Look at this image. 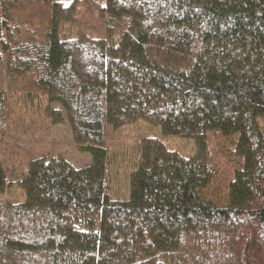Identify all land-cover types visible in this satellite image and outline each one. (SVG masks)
Listing matches in <instances>:
<instances>
[{"label":"trees","instance_id":"1","mask_svg":"<svg viewBox=\"0 0 264 264\" xmlns=\"http://www.w3.org/2000/svg\"><path fill=\"white\" fill-rule=\"evenodd\" d=\"M0 264H264V0H0Z\"/></svg>","mask_w":264,"mask_h":264},{"label":"rangeland","instance_id":"2","mask_svg":"<svg viewBox=\"0 0 264 264\" xmlns=\"http://www.w3.org/2000/svg\"><path fill=\"white\" fill-rule=\"evenodd\" d=\"M79 15L81 16L80 19L83 27L93 29L95 31V35H97V33L98 35L101 34V32H99L100 22L98 21L95 13L88 11V7L82 6L80 8ZM18 115L19 114H14L11 116L8 122L4 138V157L7 165L12 164L15 167H24L29 159V156L34 155L37 152H43L48 148L49 139L44 122H37L36 124L28 125L27 118L23 117V119L20 120ZM140 136H156V131L150 129L147 130V132H144L142 126L124 130L115 135L114 138L108 139V147L109 149H115L124 145H130ZM165 140L170 149L179 150L184 153L188 151L185 141H179L174 138ZM218 163L220 166L224 164L223 161H218ZM226 167L227 166H222L224 170ZM125 177L126 174L120 170L115 181L114 189L117 190L115 193L116 198L123 197L126 193Z\"/></svg>","mask_w":264,"mask_h":264}]
</instances>
